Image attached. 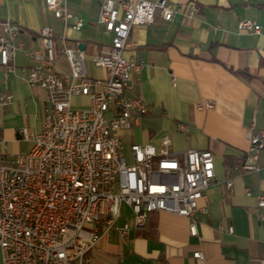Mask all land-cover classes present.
Returning <instances> with one entry per match:
<instances>
[{
  "label": "crops",
  "instance_id": "crops-1",
  "mask_svg": "<svg viewBox=\"0 0 264 264\" xmlns=\"http://www.w3.org/2000/svg\"><path fill=\"white\" fill-rule=\"evenodd\" d=\"M66 1L74 14L72 21L84 22L79 30L55 17L46 0H0V18H11L22 27L17 39L22 48L7 76L0 65V90L14 97L0 114V137L7 143L5 149L0 145V151L10 159L33 145L19 129H38L50 110L45 89L28 83L32 60L24 52L31 46L43 49L39 31L44 25L52 26L58 48L64 36L69 47L84 52L90 76L108 75L106 68L92 61L109 49L113 36L98 20L100 1ZM169 1L180 8L171 20L158 13L153 23L134 25L130 31L137 46L125 55L144 66L131 73L126 93L143 98L150 111L120 135L126 151L135 142H153L163 148L165 135L171 138L173 151L210 149L219 181L206 191L208 211L196 214V235L190 233L186 216L153 211L138 228L131 215L128 240L112 228L81 262L67 264H264V206L258 204V195L264 194V150L259 158L261 170L242 174L228 170L247 150L249 132L264 127V0ZM241 18L256 21L261 31L241 30ZM57 59L58 72H68L67 57L59 53ZM81 97L79 106L86 105L88 98ZM209 101L213 108H197L198 103ZM230 176L231 189L226 183ZM125 220L120 216L118 225ZM195 251H202L204 257H195Z\"/></svg>",
  "mask_w": 264,
  "mask_h": 264
},
{
  "label": "built area",
  "instance_id": "built-area-1",
  "mask_svg": "<svg viewBox=\"0 0 264 264\" xmlns=\"http://www.w3.org/2000/svg\"><path fill=\"white\" fill-rule=\"evenodd\" d=\"M99 1L98 20L113 36L109 49L92 61L107 69V77L88 75L84 52L69 47L64 36L58 48L50 25L39 31L43 49H24L32 60L28 83L45 89L52 108L38 129L20 128L23 138L33 142L28 152L7 159L0 151L2 264L81 262L112 228L128 240L132 225L128 219L117 223L123 203L131 208L135 227H143L153 211H168L188 217L193 235L198 233L196 214L208 211L206 191L219 181L210 149L173 151L171 138L165 135L163 148L135 142L126 151L120 135L150 110L143 98L126 94L131 73L144 66L125 55L137 46L130 31L134 25L153 23L158 13L171 20L180 8L169 0ZM46 5L66 27L79 30L84 25L82 19L72 21L66 0H46ZM239 28L261 31V25L250 18H241ZM21 30L11 18H0V65L5 76L22 48L17 42ZM59 53L71 66L63 75L57 72ZM81 95L88 104L76 107L74 97ZM12 100L11 93L0 91V113ZM213 107L212 101L197 104L200 110ZM248 138L247 150L228 168L230 172L261 170L264 127L251 130ZM226 183L231 189V176ZM246 193L251 195L252 190L247 187ZM258 204L264 206V194L258 195ZM228 229L233 231L232 226ZM194 256L204 257L202 251Z\"/></svg>",
  "mask_w": 264,
  "mask_h": 264
},
{
  "label": "rangeland",
  "instance_id": "rangeland-1",
  "mask_svg": "<svg viewBox=\"0 0 264 264\" xmlns=\"http://www.w3.org/2000/svg\"><path fill=\"white\" fill-rule=\"evenodd\" d=\"M57 66H58V59H57ZM70 68H71V66H70ZM4 69V68H3ZM69 71H70V69H69ZM68 71V72H69ZM88 71V70H87ZM57 72H58V69H57ZM68 72H66V73H68ZM58 74H60V75H63V74H65V73H59L58 72ZM89 75V74H88ZM40 86V85H39ZM129 86V85H128ZM127 89V88H126ZM1 91V90H0ZM3 92H8V91H3ZM9 93H11V92H9ZM12 94V93H11ZM127 94V93H126ZM13 95V94H12ZM128 95V94H127ZM129 96V95H128ZM130 97H132V96H130ZM80 98H82V99H84V97H81V96H75L74 97V104H75V106L76 107H83V106H86V105H82V106H79L81 103H79V101L81 100ZM13 99H14V97H13ZM12 102H13V100H12ZM49 103V102H48ZM12 104V103H11ZM49 105H50V103H49ZM9 107V106H8ZM8 107H6L3 111H5ZM51 105H50V110H51ZM50 110H49V112H50ZM2 111V112H3ZM150 111V110H149ZM1 112V113H2ZM48 112V113H49ZM0 113V114H1ZM47 113V114H48ZM149 113V112H148ZM47 116V115H46ZM45 119H46V117H45ZM19 132H20V129H19ZM22 136V135H21ZM22 138H23V136H22ZM0 139H3L2 141L4 142V144H6V146H7V143H6V141H5V139L3 138V137H0ZM25 139V138H24ZM27 140V139H26ZM31 141V140H30ZM33 143V142H32ZM24 144H25V142H24ZM2 147L4 146L2 143L0 144ZM3 149H5V148H3ZM31 149V148H30ZM3 152V151H2ZM28 152V151H27ZM4 153V152H3ZM4 155H5V153H4ZM18 155V154H17ZM16 156V155H15ZM5 157L7 158V159H10V158H8L6 155H5ZM131 215H132V217H133V212H132V210H131V208L127 205V204H125V203H123L122 204V207H121V217L122 218H124V219H127V217H130V219H132L131 218ZM91 250V249H90ZM85 256V255H84ZM78 261V260H77Z\"/></svg>",
  "mask_w": 264,
  "mask_h": 264
},
{
  "label": "trees",
  "instance_id": "trees-1",
  "mask_svg": "<svg viewBox=\"0 0 264 264\" xmlns=\"http://www.w3.org/2000/svg\"><path fill=\"white\" fill-rule=\"evenodd\" d=\"M243 74L247 75V76H250L247 71H243Z\"/></svg>",
  "mask_w": 264,
  "mask_h": 264
},
{
  "label": "water",
  "instance_id": "water-1",
  "mask_svg": "<svg viewBox=\"0 0 264 264\" xmlns=\"http://www.w3.org/2000/svg\"><path fill=\"white\" fill-rule=\"evenodd\" d=\"M80 46H81L82 48H84V46H85V45H84V44H82V45H80Z\"/></svg>",
  "mask_w": 264,
  "mask_h": 264
}]
</instances>
